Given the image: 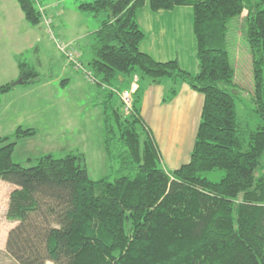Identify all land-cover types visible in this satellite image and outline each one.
Returning a JSON list of instances; mask_svg holds the SVG:
<instances>
[{
  "label": "trees",
  "instance_id": "obj_1",
  "mask_svg": "<svg viewBox=\"0 0 264 264\" xmlns=\"http://www.w3.org/2000/svg\"><path fill=\"white\" fill-rule=\"evenodd\" d=\"M16 1L29 24L47 19L36 0ZM183 7L193 13L196 74L178 59L160 62L140 48L146 38L140 11ZM78 10L106 14L93 33L89 70L74 46L72 59L62 54L104 87V152L108 163H119L121 176L92 180L79 152L47 154L24 167L12 155L18 140L36 130L19 126L0 137V180L16 187L6 214L17 223L8 255L18 264H264V0H95ZM240 18L254 71L248 118L238 110L228 48L229 25ZM17 66L23 84L42 81L33 64L18 58ZM135 79L126 113L121 97ZM163 80L172 83L166 100L183 84L204 97L189 162L172 172L163 168L141 114L146 86ZM12 89L0 86V105ZM213 173L218 181L208 178Z\"/></svg>",
  "mask_w": 264,
  "mask_h": 264
},
{
  "label": "rangeland",
  "instance_id": "obj_2",
  "mask_svg": "<svg viewBox=\"0 0 264 264\" xmlns=\"http://www.w3.org/2000/svg\"><path fill=\"white\" fill-rule=\"evenodd\" d=\"M93 1L95 0H36L37 6L45 13V17L51 19V26H47L45 19L38 26L25 21V30L28 32L26 39L30 37L32 42L38 41V45L35 49L23 54L21 58L37 68L43 83L52 82V86H47L43 91L31 93L25 97L24 86L19 85L16 86L18 90L4 96V115L0 110V137L12 136L19 126L34 128L36 135L18 140L12 155L14 163L31 167L35 165L37 158L47 154L61 158L70 152H79L86 156L87 168L92 180L99 181L107 178L108 181L114 182L121 174L119 163H108L104 152L102 105L105 98L104 87L98 84L93 85L88 81L83 70L77 71L69 66L67 56L62 54L54 40L55 38L66 45L76 38L72 40L73 43L76 42L73 44V49L78 51L77 57L79 54L82 56L81 62L89 70V62L92 59L91 45L94 42L93 32L100 28L106 14L94 16L82 13L78 10V6ZM7 2V11H4V6H0V27L9 30L12 27V20L8 17L13 19L19 17L13 4L16 9L18 7L20 15L22 12L16 0ZM1 3L4 4V0H0ZM246 14L245 12L243 16ZM182 17H187L188 23L191 22L187 14ZM15 25L17 27L16 21ZM242 25V18L231 21L228 48L236 67V82L240 88L238 110L242 116L248 118L249 112L254 108L251 100L254 71L252 52L242 34ZM169 37L171 39L167 45L170 47L169 52L173 58H176L174 51L179 46L177 52L181 59V66L184 70L196 74L198 69L194 65L192 53V31L189 32V37L175 33ZM148 39L149 43L155 40L154 46L160 43L151 34H148ZM164 39L167 42L169 38L165 35ZM13 42H4V35H1L0 51L3 49L13 51ZM18 74V67L12 62L7 63V66L4 65V56H0V86L7 82L8 76L14 77ZM164 81L172 84L169 80ZM252 121L255 127L258 119ZM160 155L162 166L167 171L172 172L185 164L181 163L173 167L176 165L174 160L167 159L161 152ZM207 176L213 181H218L221 177L218 173ZM15 189L14 185L0 180V264H18L6 251L8 235L17 226V223H11L6 219L9 197Z\"/></svg>",
  "mask_w": 264,
  "mask_h": 264
},
{
  "label": "crops",
  "instance_id": "obj_3",
  "mask_svg": "<svg viewBox=\"0 0 264 264\" xmlns=\"http://www.w3.org/2000/svg\"><path fill=\"white\" fill-rule=\"evenodd\" d=\"M7 1L8 0H4V4H0V6H4V11L8 10ZM13 8L19 17L14 18L15 20L13 17H8L12 20V27L9 30H6L5 27H0V36L4 35V42L14 41L13 51L5 49L0 51V56H4V65L6 66L7 63L11 62L17 66L18 58H21L22 55L27 53L29 50L35 49L38 45V41L32 42L30 37L26 39V34L28 32L25 30L24 25L26 21L25 16L21 9L20 10L22 13L20 15L18 7L16 9L14 4ZM184 14L190 16L191 22L188 23L189 19L187 17H182ZM5 19H7V17ZM192 20L193 13L191 9L187 7L177 8L174 11H160L157 13L150 11L148 8H144L138 14V23L146 35L145 40L141 43V50L160 62H167L171 59H174L173 55H171V52H169L170 47L167 45L171 39L169 35L175 33L180 36L186 35L189 37V32L192 31V53L194 65L196 67L195 38ZM15 21L17 23L18 29L15 25ZM148 34L153 35V38H157L160 43L156 44L155 46L153 44L155 40H153L152 43H149ZM165 35L167 38H169L167 42L164 39ZM176 43L178 45V42ZM171 49L173 48L171 47ZM177 49H179V46ZM177 49L174 51V56L176 57L175 59L180 61L181 59L178 57ZM6 79L7 82H5V84L12 83L20 79V74L14 77L8 76ZM21 85L24 86L23 90L26 91L25 97H28V95L31 93H37L43 91V89H45L47 86H52V82L43 83L41 81L38 83L29 84L22 83ZM171 87L172 84H168L164 80L158 84H148L145 88V93L142 100L141 114L153 135L159 151L166 155L167 159L174 160L176 165L173 167H177L181 163L186 164L189 162L201 121L204 97L201 94L193 91L188 85L183 84L180 86L177 96L171 100H166V96ZM16 90H18L17 87L13 88L10 93ZM9 94L4 96H8ZM4 96L0 105V110H2L3 113L2 115H4Z\"/></svg>",
  "mask_w": 264,
  "mask_h": 264
},
{
  "label": "built area",
  "instance_id": "obj_4",
  "mask_svg": "<svg viewBox=\"0 0 264 264\" xmlns=\"http://www.w3.org/2000/svg\"><path fill=\"white\" fill-rule=\"evenodd\" d=\"M46 23H47V26L50 27L51 26V20L50 19H45ZM55 42H56V45L58 47V49L63 52V53H66L70 59H72L73 57V54L69 52V49L73 47V45L69 44V45H65L63 44L62 42H60L59 40L55 39ZM75 64H76V68L77 69H83V67L81 66V64L77 61H75ZM84 73H85V76L86 78L88 79L89 82H91L92 84L96 81L95 78L93 77L92 73L91 72H88L86 69L84 70ZM134 83H137V80L135 79V82ZM133 90H131L130 92H124L123 95H122V100H123V104H124V110L126 113L130 112L131 109H132V103H133V100H132V94L133 92L135 91V84L133 85Z\"/></svg>",
  "mask_w": 264,
  "mask_h": 264
},
{
  "label": "water",
  "instance_id": "obj_5",
  "mask_svg": "<svg viewBox=\"0 0 264 264\" xmlns=\"http://www.w3.org/2000/svg\"><path fill=\"white\" fill-rule=\"evenodd\" d=\"M22 83H23V80L19 79L18 81L11 83V87L15 88L16 86L21 85Z\"/></svg>",
  "mask_w": 264,
  "mask_h": 264
},
{
  "label": "bare ground",
  "instance_id": "obj_6",
  "mask_svg": "<svg viewBox=\"0 0 264 264\" xmlns=\"http://www.w3.org/2000/svg\"><path fill=\"white\" fill-rule=\"evenodd\" d=\"M134 88H132V90H133Z\"/></svg>",
  "mask_w": 264,
  "mask_h": 264
}]
</instances>
